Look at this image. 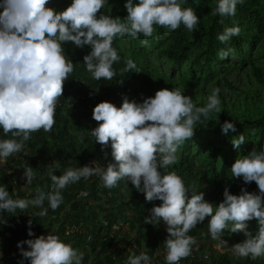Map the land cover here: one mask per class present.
<instances>
[{
    "label": "clouds",
    "instance_id": "9594fccd",
    "mask_svg": "<svg viewBox=\"0 0 264 264\" xmlns=\"http://www.w3.org/2000/svg\"><path fill=\"white\" fill-rule=\"evenodd\" d=\"M185 2L138 0L134 3V0H126L127 15L121 19L101 12L108 0H71L63 11L48 7L50 0H0V129L5 137H9L0 139V166L8 164L11 156L27 155L25 144L33 133L52 131L64 83L75 70L73 62L65 55L64 44L71 42L77 48L89 46L90 53L83 57L86 71L94 80L110 81L117 74L114 63L121 60L113 47L118 37L120 49L129 56L124 60L125 67L120 69L121 75L140 73L134 59L137 50H132L129 43L124 47L121 39L126 36L139 39L142 35L141 44L147 47L157 27L174 32L183 25L187 31H195L199 17L193 8L183 7ZM242 2L217 0L213 15L235 16L237 4ZM240 32L239 26H233L218 34L219 42L226 45L218 52L220 60L235 56L236 49L228 45ZM220 91L219 87L213 88L202 107L196 106L179 88L158 90L154 97L143 98L142 103L130 102L123 97L119 108L107 101L100 102L92 111V119L98 126L90 130V135L102 151L110 145L114 162L104 168L98 159L88 157L86 165L67 168L62 175L57 176L49 170L51 190L36 188L33 199H14L0 185V211H24L17 219L29 220L28 239L17 243L22 257L18 264L25 261L28 264H83L85 255L97 257L102 251L100 239L96 250L86 251L95 240L97 231L94 229L73 225L66 230V235L73 239L63 242L56 234L59 229L52 225L55 219L42 221V226H32V214L25 211L30 206L36 207L40 211L35 215L46 217L49 208L54 212L64 202V189L94 176H99L107 189L117 187L120 181L130 182L144 195L146 203L162 202L153 206L144 219L145 224L157 226L163 222L166 225V251L158 254V264H186L190 260H193L192 264H221L222 255L226 253L233 255L228 258L232 264L234 256L253 261L264 257V147L259 151L254 148L248 155L238 157L230 169L234 179H242L246 185L255 182L259 192L250 193L241 188L239 195H233L225 187L218 206L207 202L203 192L197 194L191 190L189 198V188L182 177L175 171H162L177 162L178 150L192 139L198 123L209 121L212 113H221ZM221 131L225 136L229 131L236 132L235 123L224 121ZM252 135H255V129ZM83 138L82 135L81 141ZM231 143L234 149L240 150L246 143L245 135L234 137ZM101 157L107 158L108 152H103ZM0 172L3 173L2 167ZM34 179V169L25 163L20 184L31 185ZM40 179L44 177H38ZM25 195H29L28 191ZM87 195L86 191L80 193L81 197ZM45 201L48 207L44 206ZM206 218H209L210 243L216 242V250L205 248L210 244L209 240L199 242L189 235ZM252 220L258 222L255 236L248 231V222ZM8 225V222L3 225L4 232L11 231ZM130 227L127 220L118 216L109 228L108 237L124 245L131 243ZM37 228L41 234L37 235ZM226 230L231 234L243 233L246 239L229 247L222 239ZM77 242L78 246L80 242L83 245L80 251L75 249ZM131 244L129 250H136L137 244ZM117 258L124 259V255ZM127 264H151V260L145 252L132 253Z\"/></svg>",
    "mask_w": 264,
    "mask_h": 264
},
{
    "label": "trees",
    "instance_id": "16d2710c",
    "mask_svg": "<svg viewBox=\"0 0 264 264\" xmlns=\"http://www.w3.org/2000/svg\"><path fill=\"white\" fill-rule=\"evenodd\" d=\"M125 2L126 0H108L101 12L112 18L123 19L127 15ZM137 2L138 0H134V3ZM70 4L71 0H50L47 6L63 11ZM216 5L217 0H186L183 7L193 8L200 20L193 32L187 31L183 25L174 32L157 27L156 34L149 39L147 47L141 44L144 39L142 35L139 39L128 37L129 47L137 50L134 59L140 73L121 75L120 69L125 67L124 60L129 56L120 49L117 37L113 47L121 60L114 63L117 74L110 81L94 80L91 73L86 71L83 57L90 53L89 46L77 48L71 42L64 44L65 55L73 62L75 70L64 83L63 95L56 107V123L51 132L40 130L32 134L25 144L27 155L19 153L11 156L8 164L0 166L3 169V173L0 172V185L14 199H33L36 188L51 190L49 170L59 176L67 168L86 165L88 157L98 159L104 168L108 163L114 162L110 145L102 151L101 146L90 135V130L98 126L92 119V111L100 102L107 101L119 108L123 97H127L130 102L135 100L142 103L143 98L154 97L158 90L179 88L184 95L192 98L196 106L202 107L207 103L212 89L219 87L221 113H212L209 121L198 123L192 139L178 150L177 162L162 171H175L181 176L185 186L189 188V198L191 190L197 194L203 192L205 200L214 206L222 202L225 187L233 195H239L241 188L250 193H258L255 182L246 185L242 179H234L230 169L238 157L248 155L254 148L259 151L264 147V0H243L237 4L236 15L226 17L213 15ZM221 20L224 21L223 24L220 23ZM233 26L241 28L240 35L233 37L228 45L236 49V54L220 60L218 52L226 45L221 44L217 36L224 28ZM157 60L161 61L160 64L155 62ZM165 63L175 68L174 72L167 73ZM226 120L234 122L236 126V132L229 131L227 136L221 131V125ZM253 129L255 135H252ZM240 134L245 135L246 143L240 150H236L231 140ZM82 135L84 138L81 141ZM7 138L9 137H5L0 129V139ZM105 151L108 152V157L102 159L101 155ZM25 163L36 173V179L31 185H21L19 182L24 175ZM8 172L11 174H7ZM38 177L44 179L38 180ZM27 191L28 196L25 195ZM84 191L88 195L81 197L80 193ZM62 195L64 202L54 212L49 208L46 217L35 215L40 211L39 208L30 206L25 210L32 214V226H42V221L55 219L52 225L59 229L56 234L63 242L73 239L66 235V230L73 225L94 229L97 231L94 233L95 240L91 247L86 248L87 253L96 250L97 242L101 240L102 251L94 259V264H127L130 254L138 255L141 252L150 257L151 264H158V254L166 251V225L163 222L157 226L145 224L144 219L149 216V210L153 206H159L161 201L146 203L144 195L138 193L130 182L125 184L120 181L117 187L107 189L103 187L99 176L90 180L81 179L78 183L69 185ZM44 206L48 207L47 201ZM23 212L0 211V235L5 238L2 244L8 248L4 256L0 255V264H18L22 259L17 243L29 237V220L25 221L23 217L17 219V215H23ZM118 216L127 220L131 226V243L137 244L134 251L129 250L131 243L124 245L108 237L109 228ZM208 219L203 224H198L189 235L196 237L199 242L205 239L210 243ZM6 222L10 224L8 227L12 233L3 231ZM248 231L253 236L256 235V220L248 222ZM36 232L37 235L42 233L38 228ZM222 239L231 247L246 237L243 233L231 234L226 230ZM215 243L212 241L205 248L216 250ZM75 246L80 251L83 245L80 242L78 246L77 242ZM119 255H124V259H118ZM222 257L221 264H232L228 255ZM234 259V264H264V257L255 261L235 256ZM24 264L28 262L25 261Z\"/></svg>",
    "mask_w": 264,
    "mask_h": 264
},
{
    "label": "rangeland",
    "instance_id": "374dc122",
    "mask_svg": "<svg viewBox=\"0 0 264 264\" xmlns=\"http://www.w3.org/2000/svg\"><path fill=\"white\" fill-rule=\"evenodd\" d=\"M121 43H122V45L125 47H127V45H128V37L126 36V37H124L123 39H121ZM127 44V45H126ZM137 46V45H136ZM155 62H158L159 64H160V62L161 61H155ZM164 66H165V70H166V72L167 73H172V72H174V70H175V68H173L172 66H170L169 64H164ZM226 253V252H225ZM227 254V253H226ZM231 258H232V256L233 255H229ZM85 258H86V260L83 262V264H94V259L92 258V257H88V256H86L85 255Z\"/></svg>",
    "mask_w": 264,
    "mask_h": 264
},
{
    "label": "crops",
    "instance_id": "0c3cea01",
    "mask_svg": "<svg viewBox=\"0 0 264 264\" xmlns=\"http://www.w3.org/2000/svg\"><path fill=\"white\" fill-rule=\"evenodd\" d=\"M1 227V226H0ZM5 238H3L1 235H0V254H2L1 256H4V254L7 253L8 251V248H6L5 245H3L2 243L4 242ZM10 251V250H9Z\"/></svg>",
    "mask_w": 264,
    "mask_h": 264
},
{
    "label": "built area",
    "instance_id": "2783aa9c",
    "mask_svg": "<svg viewBox=\"0 0 264 264\" xmlns=\"http://www.w3.org/2000/svg\"><path fill=\"white\" fill-rule=\"evenodd\" d=\"M71 232L73 231V230H70ZM67 233H70L69 231L67 232ZM113 236V235H112ZM192 262H193V260H190L188 263H186V264H192ZM180 264H182L181 262H180Z\"/></svg>",
    "mask_w": 264,
    "mask_h": 264
}]
</instances>
